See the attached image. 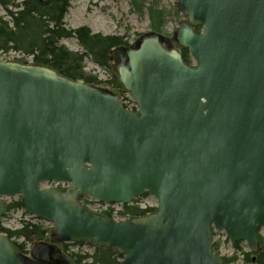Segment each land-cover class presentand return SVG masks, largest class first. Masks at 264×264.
Wrapping results in <instances>:
<instances>
[{
    "label": "water",
    "instance_id": "1",
    "mask_svg": "<svg viewBox=\"0 0 264 264\" xmlns=\"http://www.w3.org/2000/svg\"><path fill=\"white\" fill-rule=\"evenodd\" d=\"M176 1L188 19L175 38L196 63L159 34L120 50L136 112L82 79L0 61V219L2 197L19 195L52 224L51 243L33 239L30 258L0 232V264H67L55 244L68 241L112 247L122 264H224L213 228L260 250L264 0ZM47 180L70 185L41 188ZM145 193L156 212L126 221L80 202L129 204Z\"/></svg>",
    "mask_w": 264,
    "mask_h": 264
},
{
    "label": "rangeland",
    "instance_id": "2",
    "mask_svg": "<svg viewBox=\"0 0 264 264\" xmlns=\"http://www.w3.org/2000/svg\"><path fill=\"white\" fill-rule=\"evenodd\" d=\"M20 1L21 0H18L17 2ZM153 8L156 11H161L166 17L163 28L160 32H155L152 28L155 21L152 20L150 11ZM12 9L15 10L16 8L12 7ZM5 15L6 11L0 5V16ZM187 19V16H185L179 8L176 0H71L70 7L64 20L67 28L69 29H77L85 26L93 33H99L104 36H123L126 41L124 42H128L129 46L122 42L123 46L115 48L111 52L110 68H102L96 64L90 56L85 57L84 59V71L93 79L98 78V88L110 89L114 95L120 97L127 103V101H131L132 98L130 96V92L125 89L120 81L119 68L121 66V61L118 52L124 48L130 47L131 45L140 43L146 35L151 33L157 35L159 34L163 37L166 46H168L169 43L173 46L168 48L176 49L180 52V50L184 47L179 45L178 40L175 38V32L179 28L180 24ZM196 28H199L198 32H201L202 29L200 27L195 26V31ZM61 43L73 52H85L75 37L65 38L61 41ZM31 59V57L23 56L22 54H19V52L11 50L8 52L0 51V61L19 62L25 64L22 62V60H24L27 64H31ZM191 61L194 63L193 58H191ZM56 185L58 184L44 183L42 184V187H54ZM18 199L19 196L17 195L13 197H5L3 198V201L6 202V205H8ZM81 201L84 205H86V208L92 212L103 216L106 212H110L115 220L124 221L121 214L123 205L120 203L113 205H105L104 203H101L99 205L98 200L94 196L88 194H85ZM132 202H134V205L139 206L140 209H146L147 207L157 208L158 206V200L150 194H144L143 196L136 197ZM153 212L155 213V210ZM33 216L29 214L26 215L22 207L17 210H10L7 211L1 218L0 226L2 229L12 231L21 228L27 222L36 223L39 224L41 228L49 230V233L46 234L43 241L51 243L50 231L52 229V224L44 220L34 219ZM126 218L129 219V216L127 215ZM259 238L264 239V227L259 231ZM213 241V246L216 250L215 253L221 259H227V264H251L252 262L250 260L256 254L255 252H252L245 242H241L239 245H236V243L227 239L224 232L220 230H214ZM16 242L18 244H24V254L30 256L33 241L24 242L23 239H18ZM64 243L68 245L66 249L63 245ZM55 246H57V252H59L57 255L67 260L69 264H76L69 259V253L85 256L93 255L95 252V247L86 242L82 244H74L69 241L59 242L56 243ZM87 262H91V260L80 262V264H87Z\"/></svg>",
    "mask_w": 264,
    "mask_h": 264
},
{
    "label": "trees",
    "instance_id": "3",
    "mask_svg": "<svg viewBox=\"0 0 264 264\" xmlns=\"http://www.w3.org/2000/svg\"><path fill=\"white\" fill-rule=\"evenodd\" d=\"M0 0V5L6 11L5 16H0V51L19 52L23 56L31 57L32 63L47 66L70 80H84L90 85L98 87L97 79L88 76L84 71V59L90 56L95 63L102 68H110L111 52L118 47L128 45L123 36H104L93 33L88 27L69 29L65 23V16L70 7L71 0ZM12 7L16 8L15 10ZM150 16L154 20L152 26L155 32H160L165 22V14L150 11ZM199 28H196L198 32ZM68 37H75L83 49L84 53L73 52L64 46L61 41ZM125 41V42H124ZM123 42V43H122ZM184 62L192 64L191 56L187 48L180 50ZM22 62L27 63L22 60ZM102 81V80H100ZM102 90L112 93L109 89ZM8 211L20 208L18 201L7 205ZM122 214L130 218L146 216L156 210L154 207L140 209L136 205H124ZM107 216L111 213L106 212ZM4 216V215H3ZM37 219V218H35ZM38 220V219H37ZM41 220V219H39ZM9 239L24 253L25 245L18 244L16 240L24 239V242H32L33 238L43 241L49 230L43 229L36 223H25L17 230L2 229ZM51 232V231H50ZM84 242H81V244ZM239 245L241 242H235ZM65 249L67 244H63ZM214 252H216L215 247ZM59 257V256H58ZM69 259L76 264L89 261L87 264H122L123 256L119 255L114 248L95 247L93 255H79L69 253ZM63 261L64 258L60 257ZM224 264L228 260L222 258ZM251 264H264V239L260 238V250L250 260Z\"/></svg>",
    "mask_w": 264,
    "mask_h": 264
},
{
    "label": "bare ground",
    "instance_id": "4",
    "mask_svg": "<svg viewBox=\"0 0 264 264\" xmlns=\"http://www.w3.org/2000/svg\"><path fill=\"white\" fill-rule=\"evenodd\" d=\"M127 104H129V106H133L134 103H132V100H131V101H127ZM212 233H213V230H212Z\"/></svg>",
    "mask_w": 264,
    "mask_h": 264
},
{
    "label": "built area",
    "instance_id": "5",
    "mask_svg": "<svg viewBox=\"0 0 264 264\" xmlns=\"http://www.w3.org/2000/svg\"><path fill=\"white\" fill-rule=\"evenodd\" d=\"M132 103H134L133 101H132ZM129 105V104H128ZM130 108H133V107H135V103L133 104V106H129Z\"/></svg>",
    "mask_w": 264,
    "mask_h": 264
},
{
    "label": "flooded vegetation",
    "instance_id": "6",
    "mask_svg": "<svg viewBox=\"0 0 264 264\" xmlns=\"http://www.w3.org/2000/svg\"><path fill=\"white\" fill-rule=\"evenodd\" d=\"M168 47H173V46L169 43Z\"/></svg>",
    "mask_w": 264,
    "mask_h": 264
}]
</instances>
